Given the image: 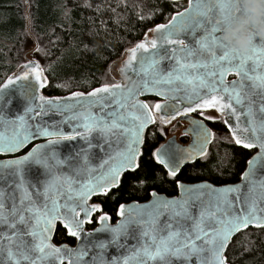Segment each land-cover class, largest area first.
<instances>
[{
	"label": "snow or ice",
	"instance_id": "6c2138e0",
	"mask_svg": "<svg viewBox=\"0 0 264 264\" xmlns=\"http://www.w3.org/2000/svg\"><path fill=\"white\" fill-rule=\"evenodd\" d=\"M247 15L249 13L242 0H188L187 9L174 15L168 24H158L155 27L154 31L159 37L150 41L153 56L138 57L140 50L149 52V43L146 42L138 43L129 49L126 66L138 77L141 74L145 77L142 87L131 96L134 100L132 110H127V105L121 103L120 97L124 95L120 91L123 88L121 84H105L88 93L87 98L81 92L73 93V97L79 98L78 103H86L83 112L74 113L71 117L83 121L77 127L84 128L85 133L76 131L71 136H65L62 133L50 132L48 128L39 125L35 132H31L22 124L10 137L0 134V152L16 151L34 136H57L60 140H73L79 136L86 139V133L93 130L102 136L119 131L125 141L124 150L105 160L101 165L102 170L96 176L90 175L78 182V187H73L77 182L71 177L65 178L67 195L63 204L53 197L50 204L46 203L42 210L31 205L17 210L14 205L9 221L4 204L0 200V225L6 224L10 231V234L9 231H0V264H41L49 257L62 259V249L50 243L56 222H61L68 235L80 238L83 224L91 221L93 213L101 211L100 204H88L89 198L94 194L106 196L112 188L119 186L120 176L125 170L135 172V169L140 167L137 160L140 156L139 145L143 143L142 133L148 124L155 122L156 113H160L159 119L162 123H168L177 116L186 117L187 114L197 111L203 116L205 110L214 109L221 116L227 117L223 122L228 126L232 140L240 150L258 147L259 153L247 161L248 171L244 173L246 191H242L239 185L216 189L205 184L186 188L177 181L182 195L194 192L197 193L198 200L199 194L205 189L212 194V199L207 205L201 202L197 217H193L190 212L194 203L192 198L168 201L159 199L156 193H153V205L149 206L150 210L146 213L148 220L138 221L148 225L141 236L147 237L150 243H144L137 254L146 258L184 255L187 259L193 254L198 255L204 251V246H208L207 250L212 256L211 264H226L224 250L235 233L250 225L264 230V179L255 178L257 168H264V38H259L257 43L255 29L250 26L253 43L246 54L240 53L230 41L223 38L226 27L231 26L239 17ZM197 30L203 31V35L198 38L195 35ZM182 34L191 35L194 46L181 38ZM168 46H172L170 51ZM166 59L175 62L170 64V70L167 71L160 67L161 61ZM30 70L38 86L43 88L45 84L39 66L36 65ZM231 72L236 73L239 78L228 84L225 77ZM149 76L151 81L147 78ZM27 77L28 73H25L22 78ZM247 81L251 83L246 84ZM8 83L12 84L13 81L10 79ZM30 92V88H25L21 95L28 97ZM145 92L163 97L164 103H156L154 107H150L147 103L135 99L137 95ZM253 95H258L262 101L258 108L253 106ZM107 97H115L114 102L118 108L126 111L111 110L105 113L107 105L104 101ZM3 100L4 97L0 96V101ZM40 100L52 104V101H44L42 96ZM173 100L178 103L169 102ZM94 105L100 106V114L92 113L91 108ZM204 119L214 120L215 117L209 115ZM233 119L235 124L232 123ZM20 120L23 121V117H20ZM193 124L197 128V142L191 148L170 146L163 152L157 149L152 153L155 161L168 170L169 177H176L180 165L185 161L207 154V145L214 138V134L202 122L193 121ZM54 143L55 141L49 139L48 145ZM91 147L89 143V148ZM55 159V152H50L46 145H39L21 159L9 161L7 166L32 161L48 169L50 162ZM54 182L55 178L49 181ZM45 191L47 192V187ZM163 209L171 210L170 222L164 226L167 235L158 236L156 233L164 229H157L152 225L156 223L159 215L163 214ZM124 211L125 206L120 205V214L123 215ZM25 212L29 213L27 217ZM108 219L107 215L99 216L101 222ZM185 220H193L191 229L184 227ZM107 230L102 228L97 231ZM110 231L114 233L115 241L119 229ZM197 241H203V245L198 246ZM95 247L104 249L105 242L99 241ZM113 264L116 262L113 261ZM137 264H143V261H138Z\"/></svg>",
	"mask_w": 264,
	"mask_h": 264
},
{
	"label": "water",
	"instance_id": "95a60500",
	"mask_svg": "<svg viewBox=\"0 0 264 264\" xmlns=\"http://www.w3.org/2000/svg\"><path fill=\"white\" fill-rule=\"evenodd\" d=\"M169 1L177 2L179 0ZM24 2L26 4L27 31H29L27 0H24ZM187 8L188 5L185 9ZM184 10L180 12H183ZM176 14L177 13L173 14L165 24H168L172 17ZM157 25H155L151 30V37L149 39L145 37L140 42H138L149 43V52L144 53L143 50H140L137 53L138 57H151L154 55V51L150 48V41L152 39H158L159 37V34L154 31ZM195 35L198 38L200 35H203V31L197 30ZM181 38H184L187 43L193 44V39L191 35L185 36L184 34H182ZM256 42L259 43L258 37L256 38ZM136 45H134L132 48H134ZM168 47L170 51L172 46ZM36 48L37 46L35 45L31 49V51L25 53V63L20 65L11 75H9L0 84V96L4 97V100L0 101V134L5 137H10L15 130H18L21 127L22 124L27 127L28 131L31 132H35L37 125H39L41 127L48 128L50 132L62 133L65 136H71L76 131L85 133L84 128L77 127V125L82 124L83 121L72 119L71 117L74 113L83 112L85 110L86 103L85 101H80L78 103L77 101L79 98L73 97V93L81 92L84 94V97L87 98L88 93L104 85L97 86L88 91H73L71 93L59 96H46L43 91L48 85V79L39 64L33 59L27 57V55L33 52ZM178 54L184 55V53ZM129 55L130 52L128 50L122 56L123 60L121 61V64L117 70V83L121 84L124 87L128 83V81H137L139 82L141 88L142 80L145 79V77L143 76V74L138 77L131 68H128L126 66V62L129 58ZM174 63L175 62L173 60L166 59L161 61L160 67L167 71L170 70V64ZM36 65H38L41 69L42 81L45 84L43 88H40L38 86L35 81V77L30 70ZM25 73H28V77L22 78L25 76ZM230 76H234V79L228 80ZM147 78L149 79V81H151L150 76ZM238 78L239 77L236 73L231 72L226 75L225 81L226 83L231 84L232 81L237 80ZM10 79L13 81L12 84L8 83ZM250 83V81L246 82V84ZM25 88L31 89L30 95L28 97L21 95V91ZM41 96L44 97V101H52V104L43 103L40 100ZM145 98H155L164 101L163 97L157 96L152 92H145L135 97V99H138L143 103H146L144 100ZM115 99V97H107L105 99L104 103L107 105V107L105 108V113L111 110H118L120 112L126 111L125 109L118 108L117 104L114 102ZM251 99L253 101L254 108H258L259 104L262 102L260 97L258 95H253ZM120 100L121 103L127 105V110H132V104L134 103V100L131 97L122 95L120 97ZM169 102L178 103V101L174 100ZM66 105H71L72 107L66 108ZM29 108H31L32 110L28 111L27 109ZM91 111L94 114H100V106L94 105L91 108ZM20 117H23V121L20 120ZM225 119H227V117H223V120ZM232 123L235 124L236 121L233 119ZM152 124L153 123L148 124L147 127L143 130L142 140L146 129ZM224 125L232 137L231 132L228 130V126L225 123ZM204 126L207 128L205 124ZM196 131L197 128L193 124L189 131L191 139L187 146H179L175 144L174 141L171 139L168 140L159 149L161 150V152H163L170 146H178L181 149H189L197 142ZM86 137V139L78 136L73 140H60L57 136H34L16 151L0 152V193H2V196H0V200H2L4 204V211L8 216L9 221L11 220V212L14 205L16 206L17 210L21 208H27L30 205L42 210L43 206L46 203L50 204V201L53 197L57 198L58 203L63 204L67 195V181L65 179L66 177H71L73 181H76L77 183L73 184V187H78V182L87 179L90 175L93 177L96 176L102 170L101 165L105 160H108L110 156H114L116 153L123 151L125 148V141L123 137L120 136L119 131H115L114 134L109 133L107 136H102L98 131L93 130L91 133H86ZM49 139L55 141V143L52 145H48ZM89 143H91L92 145L91 148H89ZM142 144L139 145L140 155ZM210 144L211 142L207 145V150ZM39 145H46L48 146L50 152H55L56 159L50 162V168L44 169L40 165L32 161L25 162L21 165L7 166L9 161L21 159L22 157L26 156L29 152H31L33 148H36ZM237 147L240 148L239 146ZM247 151L254 152L253 155L249 158L251 159L259 153V148L257 147ZM200 157L201 156H196L192 160L185 161L183 164L180 165V168L185 164H191L195 162ZM57 161L61 162L58 163ZM104 167L107 168V165H105ZM129 171L131 170H125L121 174V176ZM246 171H248V164H246V168L241 174L239 181L235 184L215 186L209 182H200L184 186L186 188H196L197 186L207 184L211 185L212 188L219 189L226 186L239 185L241 186L242 191H246L247 186L244 180V173ZM54 178L55 182L49 183V181H53ZM255 178L264 179V168H257ZM46 187L47 192L45 191ZM116 188L117 187H114L111 190ZM97 196L103 195H92L88 200V204L91 205L89 203L90 200ZM196 196L197 193L194 192H186L182 195L180 187L179 194L177 197L168 198L164 195H157L159 199L168 201H179L181 199L187 200L189 198H192L194 203L190 207V212L193 217H197L199 215V208L201 202L207 205L208 202L212 199V194L207 189H205L201 194H199L198 200H196ZM21 201H23V203H21ZM121 205L125 206L124 214H120L119 206L117 209V221L114 224H110L108 220L101 222L98 218L97 226L92 230H86V225L91 224V221L86 222L82 226L80 238L68 235L67 230L63 228L61 222L57 221L56 226L51 233L50 243L55 247L62 249V259L49 257L46 261L41 262V264H113V261H115L116 264H125V261H127V264H137V262L141 260L143 261V264H211L212 256L207 250L208 246H204V251L200 252L198 255L193 254L187 259H185L184 255H168L164 258H146L142 254L138 255L137 253L141 246L146 242L150 243L147 237L141 236L142 231H144L145 228L148 227V225L144 223H138V221L148 220V216L146 215V213L150 210L149 206L153 205V196L146 202H131ZM162 211L163 214L159 215V217L156 219V223L152 225L157 229H164L165 224L170 222L169 215L171 214V210L163 209ZM24 214L26 217L29 215V213L27 212H25ZM94 214L95 213H93V215ZM82 216L83 214H81V217ZM183 224L184 227L191 229L193 225V220H185L183 221ZM57 226H59L62 230L65 231L68 238L75 240V244L73 246H70L68 244L55 245L53 243V237ZM102 228H106L108 230L97 231L98 229ZM251 228L260 229L250 225L248 228L242 229L240 232L246 231L247 229ZM111 229H119V235L115 241H113L114 233L110 231ZM0 231H9L7 229V225H0ZM240 232L235 233L231 237L228 246L224 250L226 264H229L226 258V251L231 245L233 239ZM156 234L158 236H166L167 229H164L163 231H158ZM28 239L30 240L31 238L28 237ZM99 241L105 242L104 249L95 247V245ZM196 243L198 246L203 245V241H197ZM81 252L85 254L80 255ZM25 264H27V262H25Z\"/></svg>",
	"mask_w": 264,
	"mask_h": 264
},
{
	"label": "trees",
	"instance_id": "16d2710c",
	"mask_svg": "<svg viewBox=\"0 0 264 264\" xmlns=\"http://www.w3.org/2000/svg\"><path fill=\"white\" fill-rule=\"evenodd\" d=\"M148 1L151 14L144 17L145 11L127 0H66L63 9L56 7L58 0H27V31L24 0H0V11L6 18L11 13L13 18L11 27L6 25V20L0 23V33L7 34L14 46L23 34L27 37L31 34L37 49L45 52V57H37L34 61L48 79L43 91L46 96L64 95L53 86L61 82L78 83L91 90L101 86L105 70L113 61L122 58L151 28L166 22L175 12L174 7L183 4L169 0ZM4 59L3 54L0 55V84L24 63L7 66L1 62ZM56 67L52 74H46V70ZM154 144L155 139L144 143L140 167L135 172L125 173L117 189L102 200L105 211L114 214L121 203L143 201L151 190L167 195L175 193V182L168 179L153 160L151 149ZM225 147L230 152L225 163L221 162L217 152H210L205 161L187 166L177 178L187 182L207 180L214 184L237 181L251 153L232 144ZM53 241L71 242L59 226ZM226 258L229 264H262L264 230L251 228L240 232L228 247Z\"/></svg>",
	"mask_w": 264,
	"mask_h": 264
},
{
	"label": "flooded vegetation",
	"instance_id": "af4514ba",
	"mask_svg": "<svg viewBox=\"0 0 264 264\" xmlns=\"http://www.w3.org/2000/svg\"><path fill=\"white\" fill-rule=\"evenodd\" d=\"M177 2H179V3L182 2L183 4H181L180 9L178 11H175L173 14L178 13V12L184 10L187 7V5H188V0H179ZM166 22H163L161 24H165ZM152 29L153 28H151L149 30V33L145 34L142 39H144L145 37L149 39L151 37V30ZM140 41H138V42H140ZM120 64H121V61H120ZM232 79H234V76H230L228 78V80H232ZM144 100H145V102L150 107H154V105L156 103H161V104L164 103L163 100H159V99H155V98H145ZM209 115L215 117V119L214 120H206V119H204L205 116H209ZM156 116H157V119L155 120V122L150 127H148L146 129L145 133H144L143 144H142V147H141V155H142L144 143L147 140H150V139H155V144L152 146V149H151L152 150V153L156 152L157 149H159L160 147H162L168 140H171V139L174 141L175 144H177L179 146H182V147L187 146L189 144V142H190V139H191V135H190L189 131H190L191 127L193 126V121L203 122L207 126V128L210 130V132H212L214 134V138L212 139L211 144H210V146H209V148L207 150V154L205 156H203V157H200L198 160H196L195 162H193L191 164H185V165H183L180 168V170H179V172H178V174H177L176 177H169L167 175L168 170L166 168H164L162 165L158 164L155 161V158L152 156L153 157V160L155 161V163L157 165H159L163 169V171L165 172V175L167 176V178L175 182V188H176L175 190L176 191H175L174 194L167 195V194L162 193V192H157L155 190H151L149 192V194H148L147 199H145L143 201H130V202L121 203V204H127V203H131V202H138V203L146 202V201H148L153 196L152 195L153 193H156L157 195H164V196H166L168 198L177 197L178 194H179V186H177V181L179 182V184H182V185H191V184H196V183H200V182H209V183H211V184H213L215 186L235 184V183H237L239 181L241 174L243 173V171L246 168L247 161L249 160V158L254 153L253 151H248V152L251 153V155L247 159L246 164H245V168L240 173L239 179L237 181H235V182H232V183H222V184H214V183H212L210 181H207V180L187 182V181H183V180H180V179L177 178L179 176V174L181 173V171L183 169H185L187 166H191V165L195 164L196 162L205 161L206 160V158L209 156V153L212 152L211 151V146H212L213 142L218 139V135H224L225 137L228 138V141L225 142V144L223 146L222 145L220 146V149H222V151L221 152H217L221 156L220 157L221 158V161L224 159V161L226 162L229 159V157H230V155H229L230 152L228 150H226V147H225L226 145L232 144L233 146L237 147L235 145L234 141L232 140V137H231L230 133L225 128V125H224V122H223L224 121L223 120V117L218 112H216L214 109L205 110L203 116L200 115V112L199 111L192 112V113L187 114L186 117L177 116L175 119H171L170 122H168V123H162L160 121V119H159L160 113H156ZM245 151H247V150H245ZM141 155H140V157H141ZM140 157H139V159H140ZM225 158H226V160H225ZM139 159H138V164H139ZM131 172L132 171H129V172H126V173H131ZM123 175L121 176V178L123 177ZM121 178H120V180H121ZM113 190H115V189H113ZM113 190H111L110 192H108V194H110ZM107 195L106 196H97V197H94V198H92L90 200V202H89L90 204H93V203L100 204L101 205V211L99 213H95L92 216V218H91V224L86 225V227H85L86 230H92L93 228H95L97 226V220H98V218H99L100 215H107L109 217L108 222L110 224H114L117 221V209H118V207L121 204H119L116 207L114 214L108 213L102 207V200L105 197H107ZM65 235H66V233H65ZM66 237H67V235H66ZM69 239L71 240V242H68V243L67 242L56 243L54 241H53V243L55 245L68 244L70 246H73L75 244V240L74 239H71V238H69Z\"/></svg>",
	"mask_w": 264,
	"mask_h": 264
},
{
	"label": "rangeland",
	"instance_id": "374dc122",
	"mask_svg": "<svg viewBox=\"0 0 264 264\" xmlns=\"http://www.w3.org/2000/svg\"><path fill=\"white\" fill-rule=\"evenodd\" d=\"M10 1L12 2V1H16V0H8V2H10ZM127 1L129 3H132V5H135L139 9H143L145 11L144 17H147L151 14L150 8H152V7H151V4L149 3L148 0H127ZM65 3H66V0H58L56 7L58 9H63ZM25 6H26V4H25ZM180 6L174 7V10L178 11L180 9ZM65 13H67V9L65 10ZM5 20H6V22H5L6 25H9V27H11V24L13 21L12 14L10 13L9 17L6 18V14L3 13L2 11H0V23L2 21L4 23ZM147 33H149V31ZM35 45L37 46L36 40L33 39L31 34H29L28 37H27V35L23 34V38H21L19 41L17 40L15 43V46H14V43H12V41L10 39H8L7 34L0 33V55L3 54V56L5 57L4 62H3V60L1 61L2 64L6 63L7 66H11L12 64H20L22 62L25 63L24 54L27 53L28 51H31V49ZM41 56L45 57V52L42 51L41 48H39V49L36 48L33 52H31L27 55L28 58L33 59V60L35 58L41 57ZM122 60H123V58L115 60L106 68L105 75L102 77L101 82H100L101 85L102 84L103 85L113 84V83H116L118 81L117 70L120 66V61H122ZM56 69H57V67L52 68L51 70L48 69V70H46V74L50 75ZM51 81H54V79H52ZM53 86H56L59 90H62L63 94H66V93L71 92V91H87L88 90L87 87H84L78 83L68 85V83H66V82H61V83H56V84L54 83ZM227 141H228L227 137H225L224 135H218V139L216 141H214L212 146H211V151L212 152H221L222 149H220V146L221 145L223 146L225 144V142H227ZM225 160H226V158H225ZM221 162L225 163L224 159ZM247 241H248V239H247ZM262 264H264V262Z\"/></svg>",
	"mask_w": 264,
	"mask_h": 264
},
{
	"label": "clouds",
	"instance_id": "9594fccd",
	"mask_svg": "<svg viewBox=\"0 0 264 264\" xmlns=\"http://www.w3.org/2000/svg\"><path fill=\"white\" fill-rule=\"evenodd\" d=\"M242 3L249 15L239 17L233 21L231 26L226 27L223 38L230 41L240 53L246 54L253 43V37L249 31L250 26L255 29L258 38H264V0H242ZM139 88V82L128 81L120 91L125 96L131 97Z\"/></svg>",
	"mask_w": 264,
	"mask_h": 264
}]
</instances>
